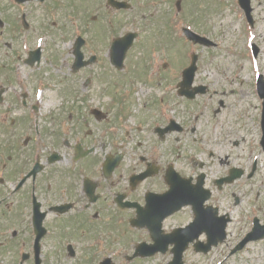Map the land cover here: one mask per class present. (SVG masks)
<instances>
[{
  "label": "flooded vegetation",
  "instance_id": "af4514ba",
  "mask_svg": "<svg viewBox=\"0 0 264 264\" xmlns=\"http://www.w3.org/2000/svg\"><path fill=\"white\" fill-rule=\"evenodd\" d=\"M211 1L217 3L218 9L213 7L218 18L223 19L226 15L230 17L227 22L249 24L239 0ZM249 6L252 25L264 23V0H249ZM0 10L9 11L10 4H0ZM211 18L216 19L213 16ZM7 22L12 25L11 19ZM3 27L5 31L9 29V26L7 29ZM2 39L3 36H0V88L5 89L6 98L0 103V264H102L106 257L113 260L114 245L122 247L120 236L115 233L126 234V222L130 216L135 215L134 208L120 207L122 200L145 205V197L149 192H161L152 188V180L165 185L164 176L169 166L187 178L190 184H196L199 175L203 173L204 162L186 157L177 168L178 159L172 163L166 161L172 155L169 136L175 137L176 132H172L170 126L176 115L169 107L147 108V103L143 106L147 115L145 112L142 119L150 121V132L155 142L166 141L167 147L164 148L161 142L159 152L154 150L153 157L147 156L146 161L139 158V166H143L141 170L149 166L147 162L154 164L152 168L156 167L157 176L149 178L151 180L140 182L133 188L130 175L122 171L116 172L117 168L110 174H105L99 164L101 159L97 162V155L108 149L100 133H108L113 119L112 108L105 107L102 103H76L77 110L82 115L75 116L69 127L60 125L62 120H58L59 128L54 130L57 134L49 136L54 139L57 137L55 146L50 144L53 149L46 154L49 144L46 145L44 139L50 130L48 122H54L47 117L35 116V121L38 120L40 125L36 121L34 130L41 143L38 147L33 146V116L30 112L34 105L27 103V94H21L22 103H17L15 96L8 94L14 87L11 77L16 69V54L14 43ZM256 48L257 51L261 50ZM251 54L253 55V49ZM254 86H257L256 82ZM114 119L116 121V116ZM208 126L211 127L212 123ZM182 127L181 132L189 130L184 123ZM257 129L259 136L252 135L246 149L242 148L244 138L229 140L224 131L218 129L215 141H204L205 147L195 154L205 157L206 149L210 157L215 156L220 174L209 180L203 173L204 182L209 181L212 187L216 181L228 177L231 168L241 170V175L231 184H223L217 190L222 191L224 187L234 185L230 196L212 195L204 204L205 207H217L219 215L223 214L220 224L227 219L223 244L231 249L222 254V259L207 260L203 264H228V258L240 252L232 253V250L248 234L251 238L243 248L247 244H257L259 248L252 251L253 262H244L264 264V140L260 123ZM191 130L195 131V127ZM207 135L205 133L206 137ZM54 151L61 158L56 163H49V157ZM108 151L111 152V149ZM44 154L46 155L43 157ZM38 161L43 164L41 171L34 177L28 176ZM60 162L63 163L59 164ZM148 180L146 189L144 184ZM235 190L241 195H235ZM59 206L62 208H56ZM206 209L202 212L205 219L210 224H217L219 219H214V213ZM163 211L165 210L160 212ZM179 214L187 217L179 225L187 224L193 218L192 206H184L173 217ZM235 219L237 224L232 227ZM199 238L201 241L206 240L204 234ZM189 248L187 251L200 257L209 254L196 253L193 247Z\"/></svg>",
  "mask_w": 264,
  "mask_h": 264
},
{
  "label": "rangeland",
  "instance_id": "374dc122",
  "mask_svg": "<svg viewBox=\"0 0 264 264\" xmlns=\"http://www.w3.org/2000/svg\"><path fill=\"white\" fill-rule=\"evenodd\" d=\"M171 2L172 0H154L153 3L151 0H134L131 9L115 12L107 7L106 0H45L43 3L36 1L23 6H10L9 11L0 10V17L4 21L11 19L19 27L14 30L11 25H8L9 29L6 28L7 30L2 33L5 40L14 43L16 50L24 53L28 48L37 46L45 50L42 64L38 68L31 69V73L33 82L39 75L47 78V88L42 92L41 101L36 93L32 92L31 102L46 103V111L53 106L59 107L55 116L52 117L56 129L58 125L56 119L71 117L70 122H73L75 116L82 115L80 110H77L76 103H111V99L114 100L112 87L114 83L119 82L117 86L122 91L124 89H126L125 92H129L128 89L132 91V93L129 92L130 97L126 102L129 104V110L134 113V121L141 120L137 115L138 112H146L143 103H147V108H152V103H157V98L164 97L161 96V86L165 85L167 80L174 79L176 84L181 70L189 63L190 53L197 52L199 61L195 83L207 84L209 94L212 96L209 97L207 94L198 96L194 101H188L179 97L174 88L169 91L170 100L164 97L160 103H172L175 111L185 116H188V113H184V109L187 108L192 116V121L188 122L189 125L195 123L194 117L205 118L212 123L218 120L229 140L245 139L242 148L246 149L249 138L254 134L259 135L257 125L254 120L244 118L245 124H240L237 118L243 116L246 110L252 114L254 112L258 114L259 111L257 106L260 102L254 95L252 82L255 73L264 71V50L261 51L257 60L249 58L247 50L252 41L261 42L264 49V23L257 25L253 30H243V34L240 25L237 27V25L226 23L230 19L229 16L224 14L223 19L217 17L213 7L218 9L217 3L211 0H181L179 14ZM1 3L7 4L6 0H1ZM187 9H191L192 13ZM22 13L26 14L30 25L27 30L19 25ZM173 14L175 15L174 31L168 22L169 17L174 16ZM211 16L217 20L208 19ZM91 17L95 19L92 20ZM183 26H189L192 30L216 42L219 41L218 48L192 46L181 34L180 28ZM135 29H140L142 33H139V39L130 48L124 69L115 70L109 66L107 57L110 39ZM77 35L83 36L88 41L84 47L85 54L97 51L101 58L100 63H104V66L100 64L93 69L86 68L77 75L72 73V44ZM169 35L175 37V43ZM159 38L165 42L168 57L165 53L164 55L155 54L152 62L157 64L165 60L169 64L165 70H161L159 77L156 75L151 77L152 79H145L150 67L148 65L150 51L153 47L159 48L153 46L157 44ZM47 59L50 60L47 61ZM53 63L57 66L55 67ZM91 70L95 71L96 75H101L99 81L93 86L86 85L85 80ZM146 84L151 88H145ZM103 85L108 86L105 91L102 90ZM60 103L64 105L61 106ZM203 103L212 106L210 112L205 107H201ZM219 103H223V106L217 113H213V109L218 107ZM70 106L73 113L68 109ZM196 128L197 131L181 136L182 139L177 143V147H175L174 137L170 138V147L178 162H183V157L198 153L203 146L202 137L209 132V128L204 122L202 124L199 122ZM52 132L49 131L47 136ZM147 136L137 139L132 135L123 142L129 145L137 140L149 143L154 141L152 136L150 139H147ZM56 139L57 137L51 138L50 142L55 143ZM118 142L120 141H113V143ZM219 169L216 160L207 161L204 167V171L209 174V179L217 176ZM152 181H154L153 189L163 188L157 180ZM247 257L248 252L234 257L232 264H236V261L238 264H248L244 262ZM160 260L158 258L159 263ZM142 264H153V262Z\"/></svg>",
  "mask_w": 264,
  "mask_h": 264
},
{
  "label": "water",
  "instance_id": "95a60500",
  "mask_svg": "<svg viewBox=\"0 0 264 264\" xmlns=\"http://www.w3.org/2000/svg\"><path fill=\"white\" fill-rule=\"evenodd\" d=\"M132 39V36H128L127 39H125L124 41H118L113 45V49H112V58L118 59L116 60L119 64H121V61L124 58V54L127 48V45L130 43ZM76 50H79V45L76 46ZM81 59V54L78 57V60ZM114 59V60H115ZM78 63V62H77Z\"/></svg>",
  "mask_w": 264,
  "mask_h": 264
}]
</instances>
